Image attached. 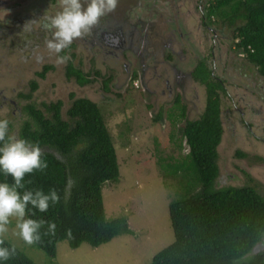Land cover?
Returning a JSON list of instances; mask_svg holds the SVG:
<instances>
[{
  "label": "rangeland",
  "instance_id": "obj_1",
  "mask_svg": "<svg viewBox=\"0 0 264 264\" xmlns=\"http://www.w3.org/2000/svg\"><path fill=\"white\" fill-rule=\"evenodd\" d=\"M129 1L134 3L142 0ZM152 1L145 2L150 4ZM33 2L38 5L42 0ZM160 2L165 3L164 0ZM164 6L174 11L172 3L168 2ZM3 14L0 13L2 18L5 17ZM211 21L214 23L209 24L210 31L202 32L195 11L187 21L183 20L186 23L184 29L191 39L188 40L190 47L174 45L176 52L186 49L178 66L186 74L198 60H206L211 64L215 76L223 81L226 90V93L220 94L222 134L217 147L219 177L216 186L249 185L264 197V79L258 77L255 69L237 56L233 30L228 23L215 19ZM151 45L149 42L142 45L143 48L147 47V51L149 47L152 48L150 55L153 57L145 60L144 64H138L135 58L126 55V51L125 57L131 62L130 65L120 58H109L107 51L108 56L104 59L97 46L89 47L92 52L91 49L87 51L91 54L86 50L77 51L76 57L71 59L73 66L83 73H89L93 80L80 88L73 80H67L66 63H57L56 54L48 49L35 48L32 61L26 63H16L15 56L7 53L6 49L0 53V119H8L12 123V135H15L22 121L19 106L25 103L24 99L17 97L18 93L27 94L29 83L33 81L37 82L38 89L32 94L31 100L38 104L60 101L62 114L77 98H88L100 106L112 135L119 169L117 181L102 186L104 214L107 220L124 218L130 231V234L118 235L97 248L82 244L71 250L67 242L62 241L56 245L54 258H50L35 249L32 243L13 235L15 220L10 219L8 232L3 237L29 259H33L34 263L150 264L157 252L172 243L168 206L181 197L180 184L183 181H180L181 176L176 179L177 182L168 177L170 185H165L159 162L160 158L166 161L167 156L179 161L187 153L184 141H181V148L177 149L172 140L178 139V130L186 119H196L202 112L205 89L193 83L182 91L177 84L166 83L172 80V68L165 64L153 67L154 61L160 60H155L154 57L159 58L158 49ZM137 48L140 49L141 45L133 44V49ZM15 55L20 58L22 54ZM65 55L69 60V51ZM3 56H8V63H5ZM10 62H15V66H7ZM45 65H52L54 70L41 80L36 74ZM95 71L101 77H94L92 73ZM131 73H136L135 80L131 79ZM108 76L112 79L109 92L106 93L101 81ZM177 96L186 114L182 120L171 122L179 114V107L175 103ZM158 111L162 113V120L155 121L154 116ZM121 126L126 127L125 130ZM171 135L173 139L170 140ZM238 153L243 156H238Z\"/></svg>",
  "mask_w": 264,
  "mask_h": 264
},
{
  "label": "trees",
  "instance_id": "obj_2",
  "mask_svg": "<svg viewBox=\"0 0 264 264\" xmlns=\"http://www.w3.org/2000/svg\"><path fill=\"white\" fill-rule=\"evenodd\" d=\"M206 18L209 24L214 23L212 19L228 23L237 56L264 79V0H213ZM61 54L66 53L63 50ZM71 58H75L73 54ZM210 65L198 60L191 71L192 79L205 89L202 112L196 119L184 121L177 140L170 136L177 149L185 141L187 154L179 161L171 156L166 158L169 162L160 158L164 184L170 185L168 177L178 180L181 176L182 194L168 206L173 241L157 252L150 264H264V197L249 185L216 186L217 147L222 134L220 94L226 90ZM53 70L52 65H45L36 75L43 80ZM92 75L101 77L98 71ZM65 76L79 88L93 82L89 73L73 66L72 60L66 62ZM131 77L135 80L136 73ZM111 79L108 76L101 81L106 93ZM29 87L27 94L17 96L25 103L19 106L22 121L15 136L31 143L38 141L47 167L25 174V189L47 192L54 188L60 197L57 203H50L46 212L31 205L26 208V216L46 221L38 229L39 240L32 246L54 258L56 245L62 241L71 250L82 244L97 248L118 235L130 234L124 218L107 220L104 214L102 186L116 182L119 169L112 135L100 106L88 98H77L62 114L60 101L38 104L31 100L38 89L36 81L30 82ZM175 103L179 114L171 122L182 120L186 114L179 96ZM154 119L162 120V113L158 111ZM12 126L9 122V135L14 132ZM0 182L13 181L10 175L0 173ZM47 221L55 222L54 231L49 230ZM3 241L0 246L11 252L14 246L4 237ZM3 264L36 263L15 248Z\"/></svg>",
  "mask_w": 264,
  "mask_h": 264
},
{
  "label": "flooded vegetation",
  "instance_id": "obj_3",
  "mask_svg": "<svg viewBox=\"0 0 264 264\" xmlns=\"http://www.w3.org/2000/svg\"><path fill=\"white\" fill-rule=\"evenodd\" d=\"M145 1L131 3L129 0H118L113 12L102 17L96 26L83 33L64 49L65 53L69 51V60L72 59V54L76 57L77 51L86 50L89 53L87 50L90 46H97L100 56L104 59L108 56L107 51L109 58L116 60L120 58L121 61L130 65L131 62L125 57L126 51L128 52L126 55H131L138 64H144L145 60L153 58L150 55L152 48L149 47L147 51V47H142L149 42V46L153 43L151 47L155 45L158 49L159 58L154 57L155 60H160L154 61L153 67L165 64L166 67L172 68L170 71L172 80H167L166 83L177 84L182 91L193 83L195 85L197 82L191 77L193 69L184 74L178 66L186 49L176 52L174 45L184 44L190 47L188 40L191 38L184 29L186 23H183V20L187 21L194 11L200 19L201 31H210L206 17L213 0H195V3L194 0H164L165 3L160 2L163 0H153L150 4ZM168 2L172 3L174 11L164 6V4L168 5ZM33 3V0H0V13L5 15L4 18L0 16V53L6 49L7 53L15 56L16 63L32 61L35 48L47 49L45 41L50 34L42 27V24L46 16L55 14L63 6L62 0H42L38 5L35 2V6ZM135 43L141 45V48L133 49ZM90 49L92 52V48ZM15 54L22 55L18 58ZM8 56L2 57L5 63H8ZM15 62H10L12 65L7 66H15Z\"/></svg>",
  "mask_w": 264,
  "mask_h": 264
},
{
  "label": "clouds",
  "instance_id": "obj_4",
  "mask_svg": "<svg viewBox=\"0 0 264 264\" xmlns=\"http://www.w3.org/2000/svg\"><path fill=\"white\" fill-rule=\"evenodd\" d=\"M117 3L118 0H62L61 10L46 16L42 24L50 34L45 47L56 54V62L66 63L68 56L61 54L62 51L96 26L102 17L113 12ZM8 130V119H0V173L10 175L13 181L11 184L0 182V245L4 242V234L8 232L10 219L15 220L13 235H18L30 244L39 240L38 229L46 221L26 216V208L31 205L40 212H46L50 203H57L60 197L54 188L47 192L42 189H25V174L32 173L34 169L46 168L47 162L41 159L38 141L31 143L23 137L17 138L9 135ZM28 210L31 211V208ZM47 224L50 231L55 230V222L47 221ZM14 251V247L10 252L8 247L0 246V264Z\"/></svg>",
  "mask_w": 264,
  "mask_h": 264
}]
</instances>
